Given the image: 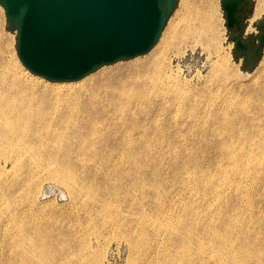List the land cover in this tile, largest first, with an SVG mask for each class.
<instances>
[{"label":"rangeland","instance_id":"1","mask_svg":"<svg viewBox=\"0 0 264 264\" xmlns=\"http://www.w3.org/2000/svg\"><path fill=\"white\" fill-rule=\"evenodd\" d=\"M214 1L209 7V2L178 0L149 52L57 84L21 64L16 32L7 27L0 6L2 57L36 84L76 89L115 67L160 66L166 74L160 105L147 117L157 115L172 136L160 151L128 158L94 152L25 154L16 158V169L0 154V264H264V106L255 104L254 96L264 84V47L251 68L234 51V30L226 27L220 0ZM256 2L251 0V9L245 6L242 28L245 40L257 42L264 12L253 17ZM195 8L199 13L213 11L211 29L189 36L175 33L171 23L181 24L182 31L180 16ZM248 26L251 30L245 33ZM5 158L9 161L4 164ZM12 181V191L1 188ZM177 219L182 222L176 224ZM232 248L239 250L238 263L232 260Z\"/></svg>","mask_w":264,"mask_h":264},{"label":"bare ground","instance_id":"2","mask_svg":"<svg viewBox=\"0 0 264 264\" xmlns=\"http://www.w3.org/2000/svg\"><path fill=\"white\" fill-rule=\"evenodd\" d=\"M200 1L203 3V5L209 2L208 3L210 4L209 7H212L214 0H200ZM262 12H264V0H257L254 7L253 17L259 16ZM212 15H213L212 10H210L209 13L207 14V12L199 13L197 8H195V10L194 9L188 10V13L183 15L182 17L180 16V18H182L183 20L182 24H185V28H183L182 31L179 30L180 26H182L181 24L172 25L171 23V26L172 29L173 26H175L174 32L182 36H189L190 34L198 31L200 33H203L211 29L210 27L212 24H210L209 19L212 17ZM190 21L192 24L190 23ZM250 30H251L250 26L246 27L245 33H248ZM201 39L203 40V37ZM250 53L251 52L249 50L247 54L250 55ZM165 78H166V74L160 69V66L155 65L154 67H150L149 64L144 63L142 65H135V66L115 67L110 71H106L98 76H95L87 83H84L81 87H78L76 89H71V88L59 89L58 87L39 85L38 83L36 84V82H32L20 76L16 71L11 69L7 65V62L2 57V52H0V154L5 156L7 159L8 158L10 159V161L9 160L8 161L10 162V166L13 168L15 165L19 164V161L18 163L16 162L17 160L16 158L19 159L20 156L25 154L38 155L43 153L46 156H58V155L81 156L82 154L88 152L91 153L94 152L95 154L102 153L104 154V156L107 157H112L119 154L122 157L126 156L128 158V157H133L135 155H140V154L146 155L147 153L160 151L163 141H165V139L166 141H169L170 138H172L171 133L166 129H163V127L160 125L161 119L157 118V115L154 114L153 117L150 119H148L147 116L153 112V108L155 107L157 108L160 105L161 91H162L161 86ZM57 83L58 82H55V84ZM258 88L260 90L254 94L256 100H258V103L255 104H261L260 106H264V84H259ZM152 142H154L153 145L150 144ZM6 158L3 161L4 164L8 163ZM17 167L15 166L16 169ZM223 175L222 177H224ZM218 178L216 176L217 180ZM15 185L16 182L12 181L10 185H3L1 186V188H5L8 189L9 191H12L16 187ZM114 196H116V194ZM0 197H2V195ZM115 201L118 202L117 199ZM106 204H109L110 206V203H106ZM5 207L7 206H5L4 204V208ZM106 207L107 205L104 206L105 209ZM107 209L109 210V208ZM96 210L97 209H95V211ZM141 210L143 209L141 208ZM115 211L116 210L114 207V213ZM143 216L146 217L145 215ZM109 218L107 219L109 220ZM178 219L182 220L180 219V216ZM178 219L176 221V224L178 222ZM86 220L89 221L88 219ZM106 220L104 219V221L107 223ZM110 221L113 222L112 219ZM147 221L148 220H146V223ZM138 222L141 221L139 220ZM180 222H178V224ZM143 223L142 225L146 226L144 225L145 223L144 224ZM157 223L159 224V222ZM19 225L16 227L19 228ZM0 226H1V222H0ZM10 231L12 232V230ZM142 231H144L143 228ZM188 232L184 233L186 234L185 237L187 236ZM140 233L142 235L141 231ZM215 234L213 232V235ZM139 236L140 235H138V237ZM142 237L141 238L144 239V236ZM180 239L183 241L182 242L180 240V242L184 243V240L182 238ZM208 240L209 239H207V241ZM143 241L145 242V240ZM12 243L13 245L15 244L14 242ZM22 243L24 242L21 241L20 245H23ZM197 244L199 245L198 249L201 250L200 249L202 248L201 243H197ZM133 245H134V241H133ZM218 249L220 251L221 247ZM232 252H233V248H232ZM232 252H230V254H233L232 260L238 263L239 261L237 262V260H239L240 258L238 259V256L236 254H238L239 250L237 253L235 252V250L233 253ZM220 253L222 254V252H219V255H221ZM216 255H218V253ZM210 256L212 258V255ZM180 257L183 258V255H181ZM230 257H228V262H230L229 261ZM164 258L165 257H163V259ZM167 258L165 261L164 260L163 261L166 262ZM170 258H169V263L171 261ZM176 258H177V254H176ZM226 258L227 257L225 256L224 259ZM177 261L180 262L179 259ZM158 262L161 264L160 261ZM184 262H186V260ZM188 263L189 262H186V264ZM232 264L234 263L232 262Z\"/></svg>","mask_w":264,"mask_h":264},{"label":"water","instance_id":"3","mask_svg":"<svg viewBox=\"0 0 264 264\" xmlns=\"http://www.w3.org/2000/svg\"><path fill=\"white\" fill-rule=\"evenodd\" d=\"M178 0H0L7 27L16 32V54L33 75L52 82L76 81L98 68L149 52ZM234 51L250 67L264 47L244 39L242 12L251 0H220ZM249 44L253 51L248 56Z\"/></svg>","mask_w":264,"mask_h":264},{"label":"flooded vegetation","instance_id":"4","mask_svg":"<svg viewBox=\"0 0 264 264\" xmlns=\"http://www.w3.org/2000/svg\"><path fill=\"white\" fill-rule=\"evenodd\" d=\"M245 6H247V5H245ZM245 6H244V8H245ZM264 21V19L261 21V22H263ZM261 29V32H262V28H260ZM259 35V34H258ZM258 40V39H257ZM252 41H250V43H251ZM249 50H250V52H252L253 51V48H252V46H251V44H249ZM249 55V54H248Z\"/></svg>","mask_w":264,"mask_h":264}]
</instances>
